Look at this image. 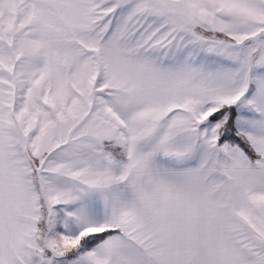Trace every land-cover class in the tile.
<instances>
[{"label": "snow or ice", "instance_id": "6c2138e0", "mask_svg": "<svg viewBox=\"0 0 264 264\" xmlns=\"http://www.w3.org/2000/svg\"><path fill=\"white\" fill-rule=\"evenodd\" d=\"M0 264H264V0H0Z\"/></svg>", "mask_w": 264, "mask_h": 264}]
</instances>
